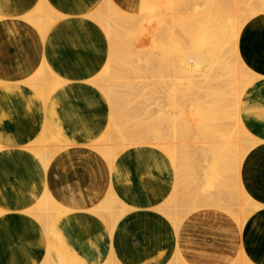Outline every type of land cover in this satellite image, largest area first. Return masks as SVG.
Masks as SVG:
<instances>
[{"label":"crops","instance_id":"1","mask_svg":"<svg viewBox=\"0 0 264 264\" xmlns=\"http://www.w3.org/2000/svg\"><path fill=\"white\" fill-rule=\"evenodd\" d=\"M40 1L0 0V80L4 82L0 84V264H37L47 249L90 264L106 261L113 249L122 264L143 259L149 264H159L158 259L171 262L177 251L186 264H237L244 257L251 264H264V17L244 29L249 36L241 46L252 69L263 75L246 91L240 106L245 128L259 141L241 168L242 186L258 208L242 225L223 208H201L189 213L178 230L167 217L147 225L134 219L140 210L161 207L174 191L176 172L161 150L149 146L162 158L142 161L135 160L134 152L142 145L131 146L110 165L89 147L107 128L106 99L89 80L102 70L101 65L95 73L94 66L106 43L99 25L79 22L80 15L102 0H48L61 17L45 40L36 18L25 19ZM117 1L127 9L136 0ZM45 61L66 86L77 90V103L40 99L31 80ZM80 69L92 76L86 77ZM94 123L99 126L97 133ZM45 126L68 147L47 173L29 150ZM46 188L71 209V215L82 214L81 226L67 225L69 214L59 218L48 234L37 218L25 212ZM112 192L131 211L110 232L92 210Z\"/></svg>","mask_w":264,"mask_h":264},{"label":"bare ground","instance_id":"2","mask_svg":"<svg viewBox=\"0 0 264 264\" xmlns=\"http://www.w3.org/2000/svg\"><path fill=\"white\" fill-rule=\"evenodd\" d=\"M41 3L37 5L38 9H35L38 15L33 12L25 19L30 22V19L35 21L36 18L35 22L38 21L39 24L35 25L42 26L41 38L45 40L50 28L61 15L48 0H42ZM263 17L264 0H136L127 9H123L117 0H102L92 11L80 15L79 25L83 26L87 20L99 25L106 43L105 49L100 55L97 54V64L94 66L95 73L101 65L102 70L98 71L96 76L89 75L91 71L85 73L80 70L86 77H93L89 79L91 84L97 88L99 95L106 99L105 111L109 123L121 140L116 156L108 155L107 146L110 140L101 136L95 140L100 142L96 151L102 153L101 156L112 165L121 151L144 144L143 149L137 148V151H134L135 160H158L164 153L176 172L172 193L174 196H170L168 203L160 205L161 207L151 208L150 211L140 210V213L134 216L135 221L147 225L177 211L172 220L177 223V226L174 225L179 230V224L189 213L217 206L216 208H223V211L227 210L238 224L242 225L255 208H258L242 186L241 166L259 141L246 136L241 142L228 124L233 127L239 125L241 111H237V107L241 106L246 91L254 85L250 81V75L251 71H255L241 49L243 40L249 36L245 35L244 29L249 27V23L253 24ZM33 20L31 22H34ZM151 21H154L153 26L149 24ZM45 63L46 61L31 80V87L40 99L47 102L51 97L57 100L64 98L77 103L80 99L77 90L66 86L65 81ZM257 75L259 80L263 77L262 74ZM3 83L0 80V84ZM166 94L169 103L164 111L160 104L166 99ZM203 99L205 100L202 101ZM75 109L77 111L79 107L76 105ZM160 109L162 114L157 115ZM228 117L236 119L227 124L224 120ZM93 125L97 133L98 124ZM46 126L43 128L41 142L49 145L56 143L59 135ZM149 133L154 134L156 142L150 144L145 140V135ZM197 136L210 151L211 157L206 154V150L197 146ZM149 146L161 150L162 153L151 152ZM51 148H34V154L44 164L46 173L49 172V165L55 157V149H58L57 145L55 149ZM189 155L199 162H192L199 164L195 165L198 171L196 168V172L193 168L190 171L200 177L205 175L199 189L197 186L195 189L193 180H189L191 189L193 188L190 190L191 194L188 193L189 185L184 184L186 176L182 177L185 171L181 170L186 160V165L190 163ZM185 166L184 168H187L189 165ZM214 176L216 183L212 181ZM195 179L197 183V178ZM212 185L216 186L215 189ZM200 189H203L204 193L201 194ZM184 192L191 197L187 198L188 194H183ZM192 192H195V195ZM43 193L36 213L25 212L36 218L41 210H45L48 202L47 215L37 219H44V224H48V230L51 231L56 221L50 224L47 222L59 215L63 206L50 193L49 188ZM50 197L54 200H50ZM113 199L118 203L117 207L100 216L111 229L116 230L119 222L125 221L131 210L116 196ZM98 208L106 210L103 204ZM95 209L97 208L92 211ZM155 210L164 213H153ZM183 211H186V214H183ZM68 217L67 225H82L83 220H78L82 218V214L74 213ZM109 252L111 255L106 261L96 264H122L114 249ZM158 260L159 264H186L178 251L171 262L164 261L166 259ZM239 260L237 264H251L245 257ZM37 264L90 263L77 257L66 258L58 250H51L46 252L43 261Z\"/></svg>","mask_w":264,"mask_h":264},{"label":"rangeland","instance_id":"3","mask_svg":"<svg viewBox=\"0 0 264 264\" xmlns=\"http://www.w3.org/2000/svg\"><path fill=\"white\" fill-rule=\"evenodd\" d=\"M34 13H36V11L34 12ZM36 15H38L37 13H36ZM149 24H151L152 26H153V24H154V21H151V22H149ZM251 82H252V84H255L258 80H259V77H258V75H257V73H255V72H253V71H251ZM205 99H203L202 101H204ZM168 103H169V98H168V95L166 94V99H164L163 100V102L160 104L162 107H161V109H163L164 111H166L167 110V107H166V104L168 105ZM155 108V107H154ZM161 109L157 112V115H161L162 113V111H161ZM237 111H240V106H238L237 107ZM236 119V117H228V118H225V120H224V122L225 123H230V122H233L234 120ZM238 121H239V125H237V126H235V127H233L232 125H230V124H228V126L229 127H232L231 128V130L232 131H234V132H236V136H237V138L242 142L243 140H244V138L246 137V136H251V137H254L250 132H249V130H247L246 128H245V126H244V124H243V122H242V118H238ZM104 123V122H103ZM106 124H107V128H106V130L102 133V135H101V138H107V139H109L110 141H109V145L107 146V151H108V155H110V156H116L118 153V150L120 149V145H121V140H120V137L118 136V134H116V132L114 131V129H113V127L110 125V123H109V117H108V120H107V122H106ZM42 133H44V132H42ZM42 133L39 135L40 137L36 140V141H34V143L32 144V145H30L29 146V150L34 154V148H36V147H40V148H43L44 146H46V147H52V148H56V145H57V147H58V149H55L56 151V153H54V158H53V160L56 158V156L57 155H59V153L60 152H62V151H65V150H67L68 148H67V145L66 144H64L63 143V141H61V139H60V137L59 138H57V140H56V143H53V144H51V145H49V144H45V143H43V142H41V139L40 138H42L41 137V135H42ZM145 140L147 141V142H149L150 144L151 143H154V142H156V138H155V136H154V134L153 133H149L148 135H145ZM197 138H198V140H199V142H198V144H197V146L198 147H200V148H202L203 150H206V154L209 156V157H211V153H210V151L209 150H207L206 149V146L203 144V142L200 140V137H198L197 136ZM255 138V137H254ZM256 139V138H255ZM43 143V144H42ZM99 141H93L92 143H91V145L89 146L90 148H92V149H94L95 151H96V149H97V147L99 146ZM45 144V145H44ZM54 144H55V146H54ZM49 145V146H48ZM64 145V146H63ZM139 145H144V144H139ZM54 146V147H53ZM134 146H136V145H134ZM0 148H2L1 146H0ZM51 148V149H52ZM44 151H46V150H44ZM135 152L137 151V150H134ZM59 152V153H58ZM122 152V151H121ZM97 153H99L100 155H103L102 153H100L99 151H97ZM103 157V156H102ZM190 158V159H189ZM193 158V157H192ZM191 158V156L189 155V157H188V159L190 160V163L188 162V165H186L185 163H187V160H186V162L184 163V161H183V163H184V165L182 164V169L181 170H184L185 172H183V175H182V177H185L186 176V179H185V183L184 184H186V186L187 185H189L190 186V182L191 181H189V180H193V183L192 184H194L195 186H193L195 189H196V186H197V189H199V185L201 186L202 184H203V182L201 181V180H203L205 177V175L203 174V176L201 175V177H200V175H195V173L194 172H196V171H198V168H196L195 167V165L197 164V163H199L198 162V160L196 159V158H193V161L191 160L192 159ZM227 158V157H226ZM105 159V158H104ZM53 160H52V162H53ZM106 161H107V159H105ZM188 160V161H189ZM194 160H195V162H196V160H197V163H195V164H193L194 163ZM211 160H212V158H211ZM214 160V159H213ZM245 160V159H244ZM207 161V160H206ZM230 161V160H229ZM52 162L50 163V165H49V168L51 167V164H52ZM108 162V161H107ZM193 162V163H192ZM204 163L205 162H203L202 163V165H204ZM212 163L214 164V162L212 161ZM230 163V162H229ZM244 163V162H243ZM243 163H242V166H243ZM210 165V167H211V163H209ZM186 165V166H185ZM199 164H197V166H198ZM201 165V164H200ZM184 166L185 167H187V168H184ZM213 166V165H212ZM242 166H241V168H242ZM49 168H48V171H49ZM191 168H193V171L194 172H192V170L190 171V169ZM195 168L197 169L196 171H195ZM200 169V168H199ZM214 169V168H213ZM214 170H216V169H214ZM213 170V171H214ZM213 171H211V172H213ZM215 172V171H214ZM182 173V172H181ZM185 173H187V174H185ZM189 173H191V174H189ZM199 173H201V171L199 170ZM216 173V172H215ZM215 173H214V175H215ZM211 175V174H210ZM213 175V174H212ZM216 175H218V173H216ZM194 176V177H193ZM189 177V178H188ZM200 177V178H199ZM202 177H203V179H202ZM209 177V176H208ZM195 178H197V183H196V179ZM183 179V178H182ZM212 181L214 182V183H216L217 181H215L216 180V177L214 176V178L212 177ZM218 179V178H217ZM180 180V179H179ZM188 180V181H187ZM195 180V181H194ZM198 180H200L199 181V183H198ZM210 181H211V178L209 179ZM183 181L181 180V183H182ZM196 184H195V183ZM212 183V182H211ZM214 183H212V184H214ZM183 184V183H182ZM192 184H191V186L189 187L188 186V188H189V191H188V193L189 194H191V191H192V189H191V187H192ZM215 185V184H214ZM183 186V185H182ZM211 187H216V186H211ZM188 188H186L187 190H188ZM182 189H183V187H182ZM185 189V190H186ZM194 189V190H195ZM215 189V188H214ZM213 189V190H214ZM186 190V191H187ZM191 190V191H190ZM203 189H200L199 191L201 192V194H202V191ZM212 190V191H213ZM185 191V192H186ZM183 193V194H188V193ZM193 194L195 193V192H192ZM199 193V192H198ZM204 193V192H203ZM186 195L187 196V198H189V197H191V195ZM195 195V194H194ZM194 195H192V197L194 196ZM114 196H115V194L112 192V195L110 196V197H107L104 201H102V202H100L99 204H98V206L96 207L97 209H95L94 210V212L97 214V215H99V217L103 220V218L100 216L101 214H104V213H108V211H111L112 210V208H116L117 207V205H118V203L116 202V201H114ZM172 196H174V194H172L171 195V197ZM50 200H54L52 197H50L49 198ZM40 202L41 201H38L36 204H35V206L33 207V208H31V209H29L28 211L31 213V214H35L36 213V209H37V207L39 206V204H40ZM167 203H168V201H167ZM105 205L106 206V210H101V209H99L98 207H100L101 205ZM63 206V205H62ZM47 207H48V202L46 203V208H45V210H41V213L36 217V218H38V217H41V218H43L44 216H46L47 215V212H46V210H47ZM235 207V209H239V207L238 206H234ZM60 214L59 215H55L53 218V220H51V221H49V222H47V223H52V221H57L59 218H61V217H63V216H66V215H69L70 213H71V209L70 208H68V207H65V206H63V207H61L60 208ZM176 212L177 211H173V212H171L172 213V215L170 216H168L167 218L168 219H170V221H171V223L174 225L175 224V222H173V218H174V216H175V214H176ZM164 212H162V211H160L159 212V214H163ZM175 213V214H174ZM179 213V212H178ZM177 213V214H178ZM181 213V212H180ZM179 213V214H180ZM183 214H186V211H183ZM174 215V216H173ZM180 215H182V214H180ZM179 215V216H180ZM181 217V216H180ZM42 220V221H41ZM41 220H39L41 223H42V225L44 226V228H45V231L48 233V234H51V231L50 230H48V224H44V219H41ZM79 221H82V219L81 218H79L78 219ZM106 223V222H105ZM106 225H107V227H108V229L110 230V232H111V228L109 227V225L106 223ZM175 225H177V223L175 224ZM146 248L149 250L150 248H149V246L148 245H146ZM48 251L47 252H51V250L50 249H47ZM147 250V251H148ZM147 251H146V253H147ZM60 253V252H59ZM61 254H64V252H61ZM133 264H149L146 260H144L143 259V261L141 260H136V262L135 263H133Z\"/></svg>","mask_w":264,"mask_h":264}]
</instances>
